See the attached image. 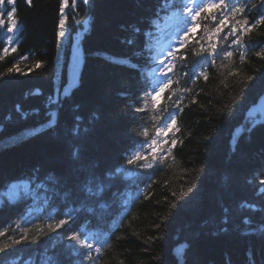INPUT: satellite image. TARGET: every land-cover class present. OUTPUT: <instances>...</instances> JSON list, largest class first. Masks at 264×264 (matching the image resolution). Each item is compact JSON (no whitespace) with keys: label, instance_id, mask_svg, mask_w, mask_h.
<instances>
[{"label":"trees","instance_id":"1","mask_svg":"<svg viewBox=\"0 0 264 264\" xmlns=\"http://www.w3.org/2000/svg\"><path fill=\"white\" fill-rule=\"evenodd\" d=\"M150 2L76 0L64 12L66 34L63 44L60 37L58 41L62 45L57 44L61 0H14L13 5L5 0L0 5V32L8 19L5 11L13 6L17 24L7 35L11 43L0 38V133L35 125L40 130L22 135L12 146H0V192L8 189L7 180L18 177L17 168L28 175L32 170L40 184L56 183L55 190L68 191L69 199L86 183L97 189L104 184V194L120 187H107L106 175L115 173L120 160L127 161L123 154L140 137V126L144 136L152 135H145L146 127H155L137 111L132 92L141 97L144 93L133 83V70L112 59L130 58L141 36L153 47L147 33L140 36L131 30V25L148 26L146 19L154 12ZM229 2L243 4L245 11L228 16L213 40L207 33L224 18L221 10L204 8L192 21L187 44L173 56L172 83L163 92H153L144 79L160 129L166 128L169 113H175L176 125L161 131L155 145L135 149L132 155L140 152L145 159L125 172L142 173L141 165L149 162L144 153L153 148L162 162L174 159V165L155 179L142 200H45L34 191L42 200H19L8 190L0 200V264H264V125L254 127L243 115L264 92V22L253 27L264 17V0ZM173 3L171 9L153 14L184 17V0ZM244 18L245 29L251 30L241 34L236 25L232 35L233 25ZM237 36L240 43H232ZM74 39L80 40L83 51L80 82L60 100L58 87L64 77L55 75L52 81V69L65 66ZM251 42L259 51L246 60L236 59L230 49L249 50ZM211 43L217 45L214 63L202 59ZM196 90L195 101L181 110ZM179 125L182 145L175 151L168 139L180 140ZM61 219L65 225L49 228ZM73 232L101 251L93 249V259L85 260L88 250L67 239ZM25 235L27 239H21ZM14 239L20 243L13 244ZM175 248L182 250L181 261L173 254Z\"/></svg>","mask_w":264,"mask_h":264},{"label":"bare ground","instance_id":"2","mask_svg":"<svg viewBox=\"0 0 264 264\" xmlns=\"http://www.w3.org/2000/svg\"><path fill=\"white\" fill-rule=\"evenodd\" d=\"M174 0H152L150 2V9L152 8V11L155 12V10L159 11H165L169 10L172 7L175 6V3H173ZM149 4V2H147ZM61 6V5H60ZM73 0H66L65 3V11L68 10V8L73 7ZM6 13L8 11H5ZM152 12L146 19V22L148 23V26L146 25H141L139 27H132V32L134 33H139L140 36L141 34H148V36H151V38H157L159 33H160V28L168 23L170 19L168 17L163 16V14H159L158 16H155ZM60 14V12H59ZM153 14L152 17H150ZM148 14H146L147 16ZM144 16V17H146ZM130 27V28H131ZM147 28V29H146ZM144 32V33H142ZM0 32V38H5L7 43L9 41V37L7 36L8 34H2ZM128 38V37H127ZM130 41V40H129ZM71 42V43H70ZM69 42L68 49H67V55L66 58H68L70 54V46H74V43L72 41ZM80 40H78L76 43H79ZM84 43V42H83ZM82 43V44H83ZM129 43V42H128ZM231 43V41H229ZM252 45H250L249 50L245 49L244 51L238 48L235 49H230L234 52V57L236 59H241L242 61L245 59H248L251 55L254 53L258 52V45H255V42H251ZM81 46V45H80ZM82 49V47H81ZM137 50H133L131 53L130 58H114L112 59L113 62H119L120 65H124L128 68H131L133 70L135 79L133 80V83L137 85V90H140L144 93L143 97H141L136 90L132 92L133 96L137 98V105L138 109H143L140 112L144 113V116L146 118L145 123H149L152 126L155 127V130L152 127H146V133L149 134L151 133L152 135L150 136H144L143 134L140 133V129L142 126H140L139 129V136L136 138L132 144L130 143L127 150L124 152V157L125 159H129L132 156V152L135 149L142 150L144 149L147 145H155L153 141H156L157 138L159 137V134L161 132L160 126L157 123L155 119V112L150 108L149 103H148V98H149V90L147 87V84L145 83L144 79H151L153 75V71L151 70L150 66H153L156 64V61L154 60L157 59L158 53H156L155 49L153 47L148 46L147 44H144L142 36H141V41L137 45ZM228 49V48H226ZM143 52L145 55V59H143ZM156 53V54H155ZM243 54V59L241 58V55ZM233 59V57H231ZM234 60V59H233ZM210 65V64H209ZM218 65V64H217ZM193 69L197 70V66L194 65L192 67ZM205 69H208V66H205ZM132 70H130L132 72ZM156 72V71H155ZM206 73V72H205ZM65 75V74H64ZM201 81V80H200ZM61 95V94H60ZM197 95V90L192 92L190 94L189 99L185 100L184 103L181 105L180 109L181 110H186L190 104H192L193 101H195ZM264 95V92L259 94L255 98V103L263 102L261 96ZM65 98V97H64ZM134 105L136 106V102H134ZM244 116L248 117L251 121L248 120V123L251 124L252 126H258V125H264V118L260 116L259 113L252 112L251 110H246L243 113ZM183 116V114H182ZM182 116H179L178 119L180 121V118ZM50 123L45 124V126L49 127ZM38 125L32 126L27 129L26 133L23 134L25 136L27 133H32V135L39 133V128L37 127ZM26 128V127H24ZM178 133L180 135V140H176L177 143L173 147L172 150H177L181 145H182V130L181 126L179 125L178 127ZM241 134V133H240ZM1 139H2V134ZM7 140H6V139ZM3 139V144L7 146H12V142L15 141V143L20 142V138H22V135L18 134H12L8 137H5ZM146 138V139H144ZM173 138L168 139V142H172ZM229 147L233 146L232 140L229 139L228 142ZM233 148V147H232ZM122 153V152H121ZM232 153V152H231ZM148 158L149 162L146 164H151V167H143V172L142 173H126L125 169L129 168L130 165L126 163V161H119L117 164V167L115 168V173L108 172L106 175V185L107 187L111 186H120L118 190L116 187L112 188L111 191L108 190L109 193L104 194L105 189H107L104 184L100 183L101 189H97L96 184H91L89 185L88 183L84 184L83 186V191H81L77 196H74V198L69 199L71 194L68 191H56L55 188H57V184L54 183L52 184L51 182H47L45 184H40V182L35 179V173L31 170L30 173L31 175H28L27 173H21L23 172L22 170H19L18 168L15 170V172H19L18 177H13L7 180L4 185L8 186V189L3 190L0 192V200H4V195L6 192L9 190L10 196H18L19 200L23 199L24 200H42L38 199L35 196H33V191L35 192L36 195L39 197L45 199V200H52L55 197L60 196L59 200H142L144 197H146L148 193V189L152 187L153 182H155V179L162 174L163 172L167 171L169 168L174 165L175 160L171 159L168 161L162 162L159 158V155H157L156 152H153L149 150V153H144ZM153 156L156 157L155 160H153ZM124 159V158H123ZM264 173V169L262 171ZM140 175V176H139ZM121 180L122 182H119ZM115 181H117L115 183ZM137 185H140L137 187ZM103 192V193H102ZM127 192V193H126Z\"/></svg>","mask_w":264,"mask_h":264},{"label":"snow or ice","instance_id":"3","mask_svg":"<svg viewBox=\"0 0 264 264\" xmlns=\"http://www.w3.org/2000/svg\"><path fill=\"white\" fill-rule=\"evenodd\" d=\"M29 3H31V0H28ZM83 2L85 4H87L89 2V0H83ZM4 3V0H0V5H2ZM65 3L66 0H61V7H60V12H61V19L59 21V29L60 31L57 33L58 37H63L66 33H65V24H66V17L63 15L64 11H65ZM76 0H73V4L75 5ZM7 4L8 5H13L14 4V0H7ZM215 8L218 10H221L222 15L224 16L223 19L220 20L219 24L213 28L211 31H209L207 33L208 35V39L209 41L213 40V33H218L219 31H221V25H224L226 20L228 19V16H233L235 17L236 14L238 13H243L245 11L244 5L240 4V3H230L229 0H187V3L184 6V12L186 13V15L182 18L183 19V23L185 25L188 24V18L190 17L191 21L195 22L197 20V17L200 15V11H202L204 8ZM253 7H255V5H253ZM16 13V8L13 6L11 8L10 11L7 12V16L9 18V20L12 21V23L10 24V26L8 27V32L11 33L13 32V30L17 27L16 21L14 19V15ZM213 19H215V17H213ZM262 22H264V17H262L261 19H258L255 21V24L253 25V27H255V25H259ZM248 24V20L246 18L242 19V20H237L236 24L233 25L232 27V35H235L237 32V27L236 25L240 26V32L241 34H243V32L245 30L250 31L251 29H245V25ZM180 31H183V36H180L177 43L179 44L180 48H183L187 42H188V38H189V33L192 32V27H188L186 31H184L183 28L180 29ZM224 39H227V36L224 37ZM12 42L11 37H9V43ZM132 41H129V43H131ZM232 43L234 44H239L240 43V38L239 36H237V38L235 40L232 41ZM217 49V45L215 43H211L209 45V50L207 51V55L203 56L202 59H204L205 61L211 59L213 61V63L215 62V55L214 53L216 52ZM5 51H7V49H5ZM12 51H15V48L12 49ZM204 50L202 49V52ZM174 51L170 48L169 51L167 52L168 56H174ZM197 55H200L199 53ZM226 56L230 57L232 55L231 52H226L225 53ZM257 55H260V53H257ZM241 58L243 59V54L241 55ZM38 66V65H37ZM165 68L166 65L164 64L163 61L160 62L159 64V68H158V73L159 74H163L164 75V79L167 80V83H164L163 81H159L160 87H159V92H163L165 90V88H167L169 86V84L172 83V81L167 77V75L165 74ZM9 72L12 71V69H8ZM157 72H154L153 75H157ZM205 79H207V76L205 75ZM248 79H251V77H249ZM153 92H156V89H153ZM159 94V93H157ZM153 101H155V95L152 96ZM143 109H137V111H142ZM165 121H166V128H161V131L164 130H170L173 127H175L176 125V115L175 113H169V115L167 117H165ZM147 133H145L146 135ZM153 143L155 144L156 141H153ZM172 145L174 146L177 141L176 140H172ZM153 152H156V148L152 149ZM168 151H171V148L168 149ZM142 159H145V156L142 155L140 152H136L135 154H133L129 159H127L126 163L129 165H133L135 164L137 161H140ZM156 157L153 156V160H155ZM151 164H143L141 165V167H151ZM261 184H264V180L261 181ZM66 220L61 219L59 220L58 223H55L54 225H49V228L51 230H55V229H59L61 228L63 225L66 224ZM245 223H249V221L245 220ZM4 235L3 232H0V236ZM21 239H27V235H25L24 237H22ZM35 237H33V242L35 241ZM67 239H69L70 241H75L77 242V244L82 247V248H86L88 250L87 254L84 255V259L85 260H92L93 257L91 255V251L94 249L96 252H100L101 248L100 247H96L94 246L93 243L89 242V239L87 237H85L84 239H81L79 233L73 232L71 235H69L67 237ZM13 244H19L20 240H13L12 241ZM5 248H7L8 246L5 245ZM0 251H4L3 248H0Z\"/></svg>","mask_w":264,"mask_h":264},{"label":"water","instance_id":"4","mask_svg":"<svg viewBox=\"0 0 264 264\" xmlns=\"http://www.w3.org/2000/svg\"><path fill=\"white\" fill-rule=\"evenodd\" d=\"M82 50L77 43H74V46H70V54L67 58L66 66V82L61 90V97H66L71 94V91L78 86V81L81 75L83 68V57ZM73 85V86H71ZM264 101V95L261 96ZM264 108V103L259 102L256 106L251 108L252 112L257 111L258 113L262 112ZM175 257L181 261L182 259V250L180 248H175L173 251Z\"/></svg>","mask_w":264,"mask_h":264},{"label":"rangeland","instance_id":"5","mask_svg":"<svg viewBox=\"0 0 264 264\" xmlns=\"http://www.w3.org/2000/svg\"><path fill=\"white\" fill-rule=\"evenodd\" d=\"M64 15V14H63ZM7 29V28H6ZM65 38V37H64ZM60 39H61V41H62V44H63V39L60 37ZM59 41V37H58V35H57V44L59 43L58 42ZM64 43L65 44H67V42H65L64 41ZM71 43V42H70ZM61 43H59V45H62ZM172 44L173 43H171V42H165V41H162L160 44H158L157 46L158 47H156V53H164V52H167L168 50H169V48L172 46ZM155 53V54H156ZM163 55H160V57H157V59H155L154 58V60L156 61V64L154 65V67L153 66H150L151 67V70L153 71V72H157L158 73V68H159V64H160V62L161 61H163L164 62V57H162ZM57 63V62H56ZM66 66H67V58H66V64H65V66L63 67V68H59L61 71H62V73H63V76H62V73H60V71H59V74H58V68L55 66V68L54 69H52V75H51V78H52V81L53 80H56V77H55V75H59V79L61 78H63L64 77V79H62V83L64 84L65 82H66ZM61 67H62V64H61ZM65 74V75H64ZM157 77H158V74L156 75ZM61 83V82H60ZM60 86V85H59ZM71 86H73V85H71ZM58 88H61V87H58ZM74 90V89H73ZM72 90V91H73ZM72 91H71V93H72ZM61 94V93H60ZM58 97L60 98V100H62L64 97H61L59 94H58ZM26 131H27V129L26 128H24V127H22L19 131H14V132H10V133H7V134H5V135H2L3 137H2V139L0 138V142L1 141H3V139L5 138V137H8V136H10V135H12V134H18V135H23V134H25L26 133ZM6 139V138H5ZM7 140V139H6ZM0 146H1V144H0ZM252 263H256V260H253V261H251V262H248L247 264H252Z\"/></svg>","mask_w":264,"mask_h":264}]
</instances>
